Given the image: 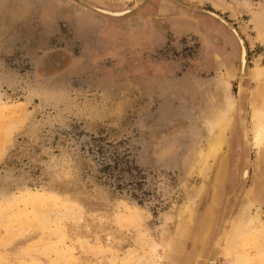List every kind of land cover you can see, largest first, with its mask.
Masks as SVG:
<instances>
[{"label":"rangeland","instance_id":"rangeland-1","mask_svg":"<svg viewBox=\"0 0 264 264\" xmlns=\"http://www.w3.org/2000/svg\"><path fill=\"white\" fill-rule=\"evenodd\" d=\"M143 1L0 0V264H205L245 153L241 46L203 11L247 51L216 264H264V0Z\"/></svg>","mask_w":264,"mask_h":264},{"label":"bare ground","instance_id":"bare-ground-1","mask_svg":"<svg viewBox=\"0 0 264 264\" xmlns=\"http://www.w3.org/2000/svg\"><path fill=\"white\" fill-rule=\"evenodd\" d=\"M264 31V30H263ZM261 34H262V32H261ZM262 36V35H261ZM245 54H244V52H243V49H242V57H241V71H242V67H244V70H245ZM244 73H245V71H244ZM260 75V74H259ZM259 75H257V76H259ZM243 92H242V90H241V94H242ZM232 110H233V103L231 102V106H230V108L229 109H227V110H225L223 113H222V117H221V119H220V121H218V122H216L215 124H213V125H211V126H215V125H219V127L222 129V132H223V135L221 136V139L223 140V137H225L226 136V133H227V131H228V129H229V127H230V125H231V123H230V121H231V119H230V114H231V112H232ZM253 112H254V116H253V125H254V132H253V138H252V145H253V147L254 148H262V147H264V106H261V108H255L254 110H253ZM241 113H242V110H241ZM241 115H245V111L241 114ZM243 117V120H245L244 119V116H242ZM219 143V142H218ZM221 143V142H220ZM220 143H219V145H220ZM217 145H213L212 147H210V155L211 154H216L217 152H218V150L220 149L219 147L221 146H219V147H216ZM249 147H250V144H249ZM249 149V148H248ZM250 150H251V148H250ZM214 157V156H213ZM212 158V157H211ZM204 171V170H203ZM241 179H242V186L241 187H239V189L237 190V192L235 193V195L232 197V198H228L229 200H228V205L226 206V208H225V210H224V213H225V216H224V218H223V222H222V226H221V228H220V234H219V236H221V235H223V233L225 234V232H226V230H225V228H226V223H227V221H228V223H229V221L231 220L232 221V219H231V215H232V210H233V208L235 207V202H236V199H237V196L239 195V193L241 192V189H242V187H243V185L245 184V182H246V180H247V169H245L244 170V172H243V174H242V176H241ZM227 203V202H226ZM224 215V214H223ZM246 216V215H245ZM243 217H244V215H243ZM231 221H230V223H231ZM253 219H251V218H248L247 220H245V221H242V224H243V226L247 229V228H250L252 225H253ZM241 222V219H240V221H239V223L238 224H236L237 226H235V231L237 232V230L239 229L238 228V226H240V223ZM210 224V223H209ZM242 226V227H243ZM241 227V228H242ZM244 228V229H245ZM244 229H243V231H244ZM240 230V229H239ZM249 230H251V229H249ZM208 231V230H207ZM225 231V232H224ZM242 231V232H243ZM247 231V230H246ZM206 232V231H205ZM244 233H246L245 231H244ZM244 233H243V235H244ZM225 235H227V232H226V234ZM237 234L235 233L234 234V236H236ZM243 235H241V236H243ZM237 236H239V234L237 235ZM232 237H233V235H232ZM234 238V237H233ZM237 239H238V237H236ZM239 238H240V236H239ZM233 240V239H232ZM236 242V241H235ZM232 247H233V245H232ZM231 247V248H232ZM162 250V249H161ZM213 250V249H212ZM215 250H216V252H215ZM232 250H234V249H232ZM231 251V250H230ZM162 252V251H161ZM217 253V254H216ZM227 253V252H226ZM230 253V252H229ZM216 255V256H215ZM217 256H218V249H217V246H215V248H214V250L213 251H211V254L209 255V257L207 258V260L205 261V264H214L215 263V261H216V259H217Z\"/></svg>","mask_w":264,"mask_h":264},{"label":"water","instance_id":"water-1","mask_svg":"<svg viewBox=\"0 0 264 264\" xmlns=\"http://www.w3.org/2000/svg\"><path fill=\"white\" fill-rule=\"evenodd\" d=\"M145 1L146 0H144L143 2H145ZM82 4H84L85 6L91 8V9H93L95 11H98V12H100L102 14H106V15H110V16H114V17L124 16L125 14H128L129 12H131V11H133L135 9V8H132V9L127 10V11H124V12H110V11H106V10H101V9L95 7V6H92V5L88 4V3L82 2ZM187 8H189V7H187ZM203 12H206L207 14L213 16L214 18H216L217 20H219L222 24H224L227 28H229L233 32V34L236 36V38L239 41V44L241 46V52H242V49H243V52H244L245 58H246L245 59V64H247V51H246L245 43H244L243 39L240 37V35L237 32V30L234 27H231L229 25V23L226 20H224L223 17H221L220 15H218L216 13H213V12H210V11H203ZM241 57H242V55H241ZM244 71H245L244 70V67H242L241 74L239 75L240 83H239V103H238L239 107H238V115H239V124H240V128L242 130V135H243V140H244L243 150H244V153L245 154H244L243 168H242V171H241V174H240V178H239L240 179V182H239L238 186L236 187V189L234 190L233 194L229 198H232L235 195V193L237 192V190L239 189V187L242 186L241 176H242V174H243V172H244L245 169H247V180H246L245 184L243 185V187L241 189V192L237 196V199H236V202H235V207L232 210L231 219H232V216H233V212H234V210L236 208V205H237V203L239 201V198H240V196H241L244 188L246 187V185L248 183L249 174H250L251 150H250V147H249V144L250 143H249V139H248V129L246 127L247 116H246V110H245V106H244V100H245L246 90H245V88L243 86L244 85V82H245V80L247 78V76L244 73ZM241 90L243 92L242 94H241ZM241 110H242V113L245 111V115H241L242 114L241 113ZM242 116H244V119L245 120H243V117ZM227 205H228V201H227V203L225 205V208H226ZM225 208H224V210H225ZM223 214H222V217H221V222H220V226H219L217 235H216L215 240H214V243L212 245V249L213 250H214L215 246H217V249H218V257H219V253H220V250H221V244H222V242H223V240L225 238V234L227 232L228 226H229L230 221H231L230 220L229 223L227 221V223H226V228H225L226 232L224 231L225 234L223 233V235L219 236V234H220V228H221L222 222H223L222 220H223V218L225 216L224 211H223ZM212 249L210 250V252L208 254V257L211 254V251H213ZM218 257H217V259H218ZM216 262H217V260L215 261L214 264H216ZM204 263H205V261H204Z\"/></svg>","mask_w":264,"mask_h":264}]
</instances>
